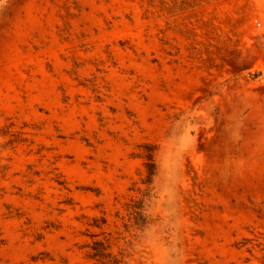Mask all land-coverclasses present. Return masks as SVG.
<instances>
[{
	"label": "rangeland",
	"instance_id": "obj_1",
	"mask_svg": "<svg viewBox=\"0 0 264 264\" xmlns=\"http://www.w3.org/2000/svg\"><path fill=\"white\" fill-rule=\"evenodd\" d=\"M94 248L264 264V0H0V264Z\"/></svg>",
	"mask_w": 264,
	"mask_h": 264
},
{
	"label": "trees",
	"instance_id": "obj_2",
	"mask_svg": "<svg viewBox=\"0 0 264 264\" xmlns=\"http://www.w3.org/2000/svg\"><path fill=\"white\" fill-rule=\"evenodd\" d=\"M146 158H147V160H148V163H147V166H148V168L149 169H151L152 167H153V156H152V154H147V156H146ZM94 251H95V254H94V256H95V258L99 261V262H101L102 264H104L105 262H104V258H103V256H101L100 254H98V252L96 253V250H95V248H94Z\"/></svg>",
	"mask_w": 264,
	"mask_h": 264
}]
</instances>
